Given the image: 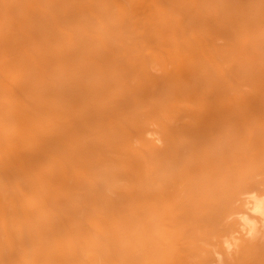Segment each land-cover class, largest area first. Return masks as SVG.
<instances>
[{"label": "bare ground", "instance_id": "obj_1", "mask_svg": "<svg viewBox=\"0 0 264 264\" xmlns=\"http://www.w3.org/2000/svg\"><path fill=\"white\" fill-rule=\"evenodd\" d=\"M0 264H264V0H0Z\"/></svg>", "mask_w": 264, "mask_h": 264}, {"label": "rangeland", "instance_id": "obj_2", "mask_svg": "<svg viewBox=\"0 0 264 264\" xmlns=\"http://www.w3.org/2000/svg\"><path fill=\"white\" fill-rule=\"evenodd\" d=\"M155 30H157V32H155ZM158 30L160 31V29H156V28H155L153 32H155V34L159 35L158 33H160V32H159ZM161 31H163V30H161ZM164 31H165V30H164ZM160 34H161V33H160ZM220 44H221V43H220ZM220 46H221V45H220ZM158 48L161 49V50H165L164 47H158ZM158 48H156V49L153 48V49L156 51ZM149 49H150V48H149ZM169 49H170V48L167 47L166 50H169ZM204 49H205V48H204ZM212 49H215V48H212ZM166 50H165V51H166ZM155 51H152V52H155ZM169 51H171V50H169ZM169 51H168V52H163V53L166 54V53H169ZM156 52H157V51H156ZM170 53H171V52H170ZM160 54H161V53H160ZM199 58H200V57H199ZM199 58H198V59H199ZM201 58H202V57H201ZM204 58H205V57L203 56V59H204ZM199 60H201V59H199ZM204 60H205V59H204ZM158 63H159V62H155V63H154V66H157ZM154 66H152V68H153ZM144 67H147V66H144ZM157 68H159V66H158ZM157 68L152 69V72H153L155 69H157ZM154 73H157V72H154ZM215 115H217V112H216ZM185 117H187V116H185ZM188 117H189V116H188ZM189 118L191 119V117H189ZM190 119H187V118H186V121H187V120L189 121ZM153 127L155 128L156 126H153ZM154 128H152V129H153V130H156V129H157V128H156V129H154ZM152 129H151V130H152ZM157 131H158V130H157ZM157 131H156V132H157ZM152 132L155 133V134L151 135L150 137H152V138L155 137L154 139H156L157 137H159V139H160V134H157V133L154 132V131H152ZM158 132H159V131H158ZM158 135H159V136H158ZM161 137H162V136H161ZM162 138H163V137H162ZM162 140H164V139H162ZM158 141H159V140H156V143H158ZM160 141H161V140H160ZM160 141H159V142H160ZM161 143H162L161 145L164 144L163 142H161ZM258 225H261V224H258ZM241 230L243 231L244 229H242V227H241ZM234 235H235V236H239L240 234L235 232ZM230 239H231V237H230ZM238 241H239V240H238Z\"/></svg>", "mask_w": 264, "mask_h": 264}]
</instances>
